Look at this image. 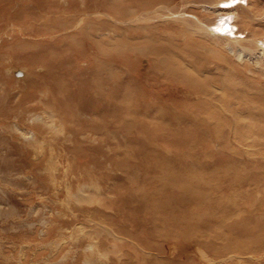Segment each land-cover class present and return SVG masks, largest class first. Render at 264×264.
Wrapping results in <instances>:
<instances>
[{"label": "rangeland", "instance_id": "rangeland-1", "mask_svg": "<svg viewBox=\"0 0 264 264\" xmlns=\"http://www.w3.org/2000/svg\"><path fill=\"white\" fill-rule=\"evenodd\" d=\"M196 1L0 0V264H264L256 54L132 20Z\"/></svg>", "mask_w": 264, "mask_h": 264}, {"label": "bare ground", "instance_id": "bare-ground-1", "mask_svg": "<svg viewBox=\"0 0 264 264\" xmlns=\"http://www.w3.org/2000/svg\"><path fill=\"white\" fill-rule=\"evenodd\" d=\"M230 1L231 0H198L196 1L198 6H193L190 9V5H186L185 2H183L181 6L175 5L174 7L162 4L154 8L153 10L146 11L135 16L132 20L134 22H137L140 20H149L159 16H171L174 19H177L184 23V25H187V28L185 29L186 31H190L200 36H204L206 39H210L222 49L232 52L235 57L239 59L241 58V60L245 58V56H247L248 54H256L253 65L247 64L245 62L242 64L246 65L248 69L252 72H258L264 76V33L259 30L261 22L262 20H264V12L261 11L258 4V0H246V4L241 3L234 7H227L231 3ZM202 9L204 10V12L200 15L198 11H203ZM225 10H229V12ZM227 13L232 14L237 22V31L236 28L233 29V37L229 35H222L219 34L217 31H214L216 30V23L219 20L222 21L224 19V15ZM244 14H246V16ZM242 22H244V24L246 25L244 26ZM239 33H243L244 36H239ZM208 70L206 72H208ZM16 116L19 115L16 114ZM14 124L16 125V123ZM1 139L3 140L4 138ZM5 157L3 154H1L0 159L2 158L1 160H4ZM10 167L11 165L8 162H1V180L7 182L13 181V177L9 173ZM1 203L2 201H0V217H7L11 215L13 212H11V210L9 209L2 208Z\"/></svg>", "mask_w": 264, "mask_h": 264}]
</instances>
